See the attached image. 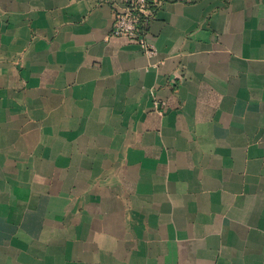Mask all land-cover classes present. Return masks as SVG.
I'll return each mask as SVG.
<instances>
[{"label":"crops","instance_id":"crops-1","mask_svg":"<svg viewBox=\"0 0 264 264\" xmlns=\"http://www.w3.org/2000/svg\"><path fill=\"white\" fill-rule=\"evenodd\" d=\"M113 21L0 0V264H264V0Z\"/></svg>","mask_w":264,"mask_h":264},{"label":"built area","instance_id":"built-area-1","mask_svg":"<svg viewBox=\"0 0 264 264\" xmlns=\"http://www.w3.org/2000/svg\"><path fill=\"white\" fill-rule=\"evenodd\" d=\"M112 9L114 21L111 34L127 36L139 42L149 56L157 53L156 47L148 40L151 21L165 0H104ZM156 105L164 110L166 101L156 99Z\"/></svg>","mask_w":264,"mask_h":264}]
</instances>
